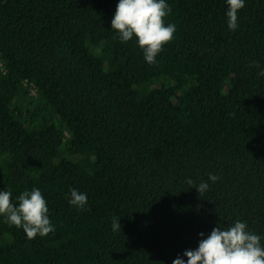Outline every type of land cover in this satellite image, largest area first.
I'll return each mask as SVG.
<instances>
[{
  "label": "trees",
  "instance_id": "16d2710c",
  "mask_svg": "<svg viewBox=\"0 0 264 264\" xmlns=\"http://www.w3.org/2000/svg\"><path fill=\"white\" fill-rule=\"evenodd\" d=\"M117 2L0 0V190L39 188L55 225L0 215V264H172L236 219L264 236V0L235 31L225 0H168L153 63L111 29Z\"/></svg>",
  "mask_w": 264,
  "mask_h": 264
},
{
  "label": "clouds",
  "instance_id": "9594fccd",
  "mask_svg": "<svg viewBox=\"0 0 264 264\" xmlns=\"http://www.w3.org/2000/svg\"><path fill=\"white\" fill-rule=\"evenodd\" d=\"M246 2L225 0V16L230 30L238 28V14ZM170 11L168 0H118L110 22L111 29L121 41L135 37L142 49L143 59L153 63L163 45L170 42L176 32V25L165 23L163 19ZM96 51L99 53L101 49ZM258 75L264 76V68H260ZM218 179L217 175L208 174V181L216 182ZM208 181H201L195 186L199 194L209 188ZM187 183L193 184L191 178H187ZM12 195L7 188L0 190V215H3L5 222L22 228L28 238L45 236L55 230L49 217L47 201L39 188L21 192L15 198L18 203L10 199ZM87 202L86 192L69 189L70 205L82 209ZM119 219L113 218L114 230H120ZM199 236L198 247L184 251L183 257L187 259L178 255L172 264H264V236L250 230L245 220L236 219L226 227H214L206 237L203 232Z\"/></svg>",
  "mask_w": 264,
  "mask_h": 264
},
{
  "label": "built area",
  "instance_id": "2783aa9c",
  "mask_svg": "<svg viewBox=\"0 0 264 264\" xmlns=\"http://www.w3.org/2000/svg\"><path fill=\"white\" fill-rule=\"evenodd\" d=\"M0 65H1V63H0Z\"/></svg>",
  "mask_w": 264,
  "mask_h": 264
}]
</instances>
